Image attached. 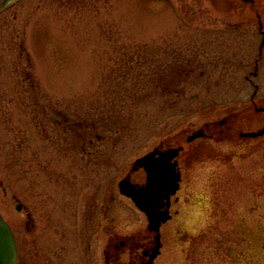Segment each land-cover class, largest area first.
Here are the masks:
<instances>
[{"label":"rangeland","instance_id":"obj_1","mask_svg":"<svg viewBox=\"0 0 264 264\" xmlns=\"http://www.w3.org/2000/svg\"><path fill=\"white\" fill-rule=\"evenodd\" d=\"M253 2L14 0L0 10V214L15 234L18 264H48L49 252L63 249L67 264H86L82 255L105 264L107 235L86 256L78 220L111 201H103L108 180L116 264L151 247L145 215L118 183L160 145L186 152L153 264H264V136L240 138L264 126L251 100L257 85L253 101L264 107V47L257 76L245 80L264 32V0ZM172 57L195 60V71L177 105L160 112L145 105L143 89L136 97L143 84L132 77ZM205 123L206 136L187 142ZM133 176L145 177L142 169Z\"/></svg>","mask_w":264,"mask_h":264},{"label":"water","instance_id":"obj_2","mask_svg":"<svg viewBox=\"0 0 264 264\" xmlns=\"http://www.w3.org/2000/svg\"><path fill=\"white\" fill-rule=\"evenodd\" d=\"M11 0H0V8ZM264 44V34L260 49ZM256 74V72L254 73ZM258 111L262 109H257ZM203 131L198 130L187 139L188 142L203 136ZM255 138L264 135V127L256 132L243 134ZM180 148L168 149L164 152L153 150L138 158L133 169L143 168L146 172V183L142 186L132 184L127 178L118 183L121 194L130 198L135 206L146 216L148 230L154 233L155 244L149 252L146 264H152L160 253V227L168 221L170 196L179 189L180 172L176 170V163L172 160ZM165 200V204L162 201ZM166 207V208H164ZM21 206L18 205L17 209ZM0 264H16V243L14 234L9 224L0 214Z\"/></svg>","mask_w":264,"mask_h":264},{"label":"flooded vegetation","instance_id":"obj_3","mask_svg":"<svg viewBox=\"0 0 264 264\" xmlns=\"http://www.w3.org/2000/svg\"><path fill=\"white\" fill-rule=\"evenodd\" d=\"M32 105H33V108H35L34 106H36L37 104L32 101ZM41 105H44V103H42ZM58 111H60V114H59L60 118H63V122H66V120H64L66 118V115L64 113H61V111H62L61 109H59ZM222 122H224V121H221L220 123H222ZM60 124H62L61 120L58 121V125H60ZM35 125H36V127L41 126L40 123H37ZM210 125H211L210 123H205L203 125V131L205 133V136H206L205 131ZM63 128L65 129L66 125H64ZM62 132H64V131H61V133ZM48 137L49 136H47V138ZM97 138H99L98 135H97ZM240 138L246 139V137L243 136V133L240 134ZM171 148H173V149L180 148L178 154L172 160V162H175L177 165L176 170L180 172V183H181L182 173H181V169H180L179 156L183 152H186V148H183L182 146L164 147L163 148L160 145V146H156L151 151L158 150L160 152H164V151L171 149ZM80 150L84 151L85 149H84V147H82V149H80ZM133 167L134 166L131 167V171L126 176H124L123 178H127L134 185H144L146 182V172L142 168L133 169ZM141 169L143 170V173L145 176L144 180H140L139 178H136L133 176V174L136 171L141 170ZM112 181L113 180L107 181L108 184H106V186L108 187V189H105L104 190L105 192L103 194V196L105 195V197H106V198L103 197V201L106 200L107 198H110L111 201L108 202L105 206H102L100 210H98V204L93 203L91 205V207L93 206L92 209H83V211L81 210V215L79 216V220H78V224L79 225L82 224L81 229H80L81 235L79 236L78 239L81 240L80 243H82V246H85L84 248L86 249V251H85L86 256H89V255L92 256V254L94 253L92 251L97 246L95 241L98 240V234L103 233V234L107 235L106 239L104 240L103 246H102V252L104 255L105 264H116V262L120 261L119 251H115V250L119 249V245L115 244V242H114L115 234L113 231V212H114L113 202H114L115 196H114V188H113V182ZM100 186L101 185L99 184L97 186V189L100 190L101 189ZM85 200H86V204H87L88 200L87 199H85ZM177 202H178V198H177L176 194L171 195L170 196V203H169V207H168L169 214L171 215V218L173 216L172 207ZM162 203L165 204V200L162 201ZM164 208H166V207H164ZM23 210H24V208L21 206L20 210H18V211H23ZM30 213L31 212L29 210H27V215H28L27 217L31 219L32 217H31ZM32 225H33L32 227L34 228L33 223H32ZM64 229H65V225H64ZM62 235H63V238L65 239V231L63 232ZM120 245L121 246L125 245V241L121 240ZM153 246H154V238H153V245L149 248H145L141 254H136V252H135L136 250L132 251L133 254H131L129 256V263L128 264H146L148 261L149 252L151 251ZM49 253H51V257L47 258L46 263L48 262V264H67L66 251L64 249H63L62 256L58 255V254L56 255V253H54L53 250L50 251ZM81 258L84 259L86 264H88L89 262L92 263V257L88 259V258H84V256L82 255ZM79 262H81L80 259H79ZM76 263L77 262L72 263V264H76Z\"/></svg>","mask_w":264,"mask_h":264},{"label":"trees","instance_id":"obj_4","mask_svg":"<svg viewBox=\"0 0 264 264\" xmlns=\"http://www.w3.org/2000/svg\"><path fill=\"white\" fill-rule=\"evenodd\" d=\"M244 1L249 2L251 7L253 8V5H254L253 0H244ZM256 17L258 19V24H259V21H261L260 20L261 17L257 11H256ZM179 59L180 58L178 59L176 58L175 61L172 62L173 60V57H172L169 62H166L165 64H161V66H159V69L151 70L150 72L146 74L144 73V75L143 73L142 74L138 73V76L134 74V76L132 77V80H135L136 78H138L139 82L143 84V87H140V91L136 95V97L137 98L141 97L142 92H143L142 89H143L146 92L145 93L146 100H144L145 105L148 104L152 106H159L158 108L160 112H163L162 108H172L176 106L177 104L175 101L179 100V98H181V96L183 95V92H182V90L184 89L183 85L187 82L186 80H188L195 71L194 70L195 60L185 59L186 61L184 64V63H181L182 61L181 60L179 61ZM223 63L226 64L224 61ZM257 63L258 62L255 61L254 70L245 77V80H247L248 82L249 81L251 82L252 77L255 78L257 76V73H258ZM187 64H190L191 66H188ZM255 72L256 74H254ZM205 73L206 72L204 71L202 73V76L205 75ZM145 84H147L149 87L152 86V89H150V93H148V91L145 90L146 89ZM153 96L158 97L160 100L159 101L153 100L152 99L154 98ZM130 97H132L133 100L136 98L133 93H130ZM136 105H138L136 104V102L130 104L129 109L132 110L133 108L136 107ZM132 115L134 116V114ZM130 119L132 121L133 118L131 117ZM120 124L124 125L125 122H121Z\"/></svg>","mask_w":264,"mask_h":264}]
</instances>
